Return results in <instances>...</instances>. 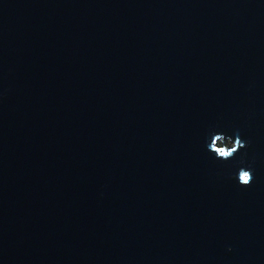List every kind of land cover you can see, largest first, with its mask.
I'll return each mask as SVG.
<instances>
[{"label":"water","instance_id":"1","mask_svg":"<svg viewBox=\"0 0 264 264\" xmlns=\"http://www.w3.org/2000/svg\"><path fill=\"white\" fill-rule=\"evenodd\" d=\"M0 264H264V0H0Z\"/></svg>","mask_w":264,"mask_h":264},{"label":"clouds","instance_id":"2","mask_svg":"<svg viewBox=\"0 0 264 264\" xmlns=\"http://www.w3.org/2000/svg\"><path fill=\"white\" fill-rule=\"evenodd\" d=\"M209 140L205 141L206 150L214 154V157L221 161L234 159L241 153V150L246 149L251 143L250 140H245L238 131L234 137L226 133L214 132L210 134ZM244 156H246V152L241 157V166L238 172L233 175V178L238 181L241 187H251L256 178L254 175L255 170L250 165H246ZM231 250L229 248V251Z\"/></svg>","mask_w":264,"mask_h":264}]
</instances>
